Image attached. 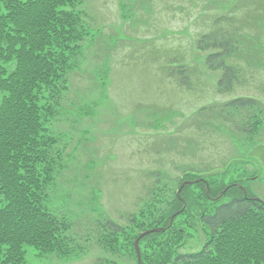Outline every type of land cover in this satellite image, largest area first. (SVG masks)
I'll return each mask as SVG.
<instances>
[{"label":"rangeland","instance_id":"1","mask_svg":"<svg viewBox=\"0 0 264 264\" xmlns=\"http://www.w3.org/2000/svg\"><path fill=\"white\" fill-rule=\"evenodd\" d=\"M251 2L86 0L78 8L86 13L90 38L78 55V72L61 112L53 118L58 146L67 152L65 173L50 188V209L71 215L76 233L86 232V225L95 228L99 218L127 225L137 213L143 222L155 209L163 223L140 230L139 237L151 231L140 239L141 255L153 239L163 238L155 232L166 230L165 219L185 233L179 235V251L192 253L209 239L201 217L236 196L264 205V11L258 10V0ZM249 4L243 31L249 34L246 46L256 53L238 58L256 65L249 79L257 86L239 93L255 96L258 104L232 116L197 114L223 98L215 92L219 73L206 64L210 51L199 52L196 39L222 10L235 5L230 12L246 15L242 8ZM172 65H185L190 89L176 72L164 70ZM249 120L257 122L252 137L243 131ZM157 171L163 180L152 195ZM164 209L167 214L158 213ZM78 239L84 248L79 257L28 246L24 264H96L101 249L94 239ZM132 253L137 257V248ZM128 260L121 264H136Z\"/></svg>","mask_w":264,"mask_h":264},{"label":"trees","instance_id":"2","mask_svg":"<svg viewBox=\"0 0 264 264\" xmlns=\"http://www.w3.org/2000/svg\"><path fill=\"white\" fill-rule=\"evenodd\" d=\"M85 1L0 0V264H24L28 246L59 257H79L84 248L78 238H92L99 246L96 264H121L126 258L136 264H264V205L247 197L236 196L201 217L209 239L197 252L179 251L183 230L165 219L166 230L155 232L163 238L153 239L142 263L132 252L141 229L163 223L155 218V209L148 220L138 221L136 213L127 225L99 218L95 228L86 225L81 234L75 232L71 215L50 209V188L65 173L67 152L58 146L61 139L51 126L78 72V55L90 38L86 13L78 11ZM258 2V10L264 11V0ZM251 4L242 8L246 15L230 12L237 4L222 10L196 39L199 52L210 51L206 64L219 73L215 92L223 98L197 114L232 116L258 104L255 96L239 93L257 86L249 79L257 73L256 65L238 58L256 53L246 46L249 34L243 31ZM164 70L176 72L184 87H192L185 65ZM256 123L243 124L246 137L257 132ZM153 174L157 180L151 194L157 195L163 174ZM160 212L167 214L165 209Z\"/></svg>","mask_w":264,"mask_h":264},{"label":"water","instance_id":"3","mask_svg":"<svg viewBox=\"0 0 264 264\" xmlns=\"http://www.w3.org/2000/svg\"><path fill=\"white\" fill-rule=\"evenodd\" d=\"M183 185H185V183H184ZM179 192H180V191H179ZM173 219H174V218H172V221H173ZM150 232H151V231L143 233V234L137 239V241H136V248H137V251H138V257H139V261H140V262H142V255H141V251H140V247H139V242H140V239H141L142 237H144L145 235H147V234L150 233Z\"/></svg>","mask_w":264,"mask_h":264}]
</instances>
